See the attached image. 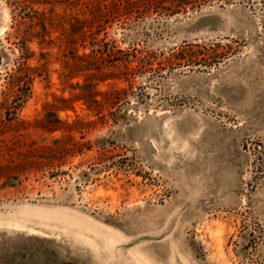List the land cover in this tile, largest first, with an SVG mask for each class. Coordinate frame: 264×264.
<instances>
[{"label": "rangeland", "instance_id": "374dc122", "mask_svg": "<svg viewBox=\"0 0 264 264\" xmlns=\"http://www.w3.org/2000/svg\"><path fill=\"white\" fill-rule=\"evenodd\" d=\"M137 260L264 264V0H0V264Z\"/></svg>", "mask_w": 264, "mask_h": 264}, {"label": "bare ground", "instance_id": "6f19581e", "mask_svg": "<svg viewBox=\"0 0 264 264\" xmlns=\"http://www.w3.org/2000/svg\"><path fill=\"white\" fill-rule=\"evenodd\" d=\"M136 256H137V255H136ZM137 261H138V264H143V263H144V262L142 263L140 260H137Z\"/></svg>", "mask_w": 264, "mask_h": 264}]
</instances>
